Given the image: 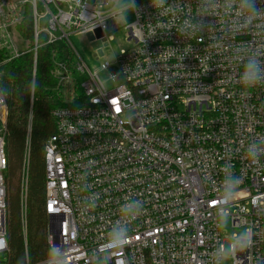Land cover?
<instances>
[{
	"label": "built area",
	"instance_id": "1",
	"mask_svg": "<svg viewBox=\"0 0 264 264\" xmlns=\"http://www.w3.org/2000/svg\"><path fill=\"white\" fill-rule=\"evenodd\" d=\"M25 2L34 42L20 52L11 29L17 31ZM137 4L123 26L130 46L100 64L107 75L102 79L70 37L86 34L100 57L113 0H0V53H9L0 65L51 46L61 54L52 70L59 85L74 102L77 88L82 95L79 104L50 112L55 132L44 145L48 256L25 264H221L225 217L244 228L230 242L232 264H264V154L255 161L248 154L252 144L264 148V84L242 94L237 54L244 43L249 51L264 46V26L238 33L240 13L232 14L224 0ZM200 24L202 30L192 31ZM0 96L1 254L9 253L1 86ZM28 156L27 148L23 200ZM229 178L239 183L222 203ZM132 204L139 207L129 216L122 209ZM22 210L25 232L24 204ZM121 227L127 239L113 247Z\"/></svg>",
	"mask_w": 264,
	"mask_h": 264
},
{
	"label": "trees",
	"instance_id": "2",
	"mask_svg": "<svg viewBox=\"0 0 264 264\" xmlns=\"http://www.w3.org/2000/svg\"><path fill=\"white\" fill-rule=\"evenodd\" d=\"M22 18L16 29L20 36L33 41L32 10L29 2L22 5ZM45 35L41 34L38 43ZM33 46V45H32ZM9 53H0L1 59ZM61 58L60 51L44 45L6 60L0 65V86L7 104L6 134L4 150L6 168L7 242L9 246L7 264L35 263L48 256V221L44 211V145L55 132L51 110L56 107L75 105L70 100L71 92L59 85L53 73L54 60ZM75 75L74 73H72ZM77 80L81 77L76 76ZM31 84L35 87H30ZM28 148V180L26 195L21 193V173L25 150ZM24 204L25 233L22 228Z\"/></svg>",
	"mask_w": 264,
	"mask_h": 264
},
{
	"label": "clouds",
	"instance_id": "3",
	"mask_svg": "<svg viewBox=\"0 0 264 264\" xmlns=\"http://www.w3.org/2000/svg\"><path fill=\"white\" fill-rule=\"evenodd\" d=\"M164 3L165 0H151V6L153 8L163 6ZM224 5L225 7H229L232 14L237 11L240 13V16L236 17L238 33L244 31L246 28H252L255 24L264 26V0H260V3L257 0H224ZM138 8L137 0H113L109 15L114 23L127 25L129 23V14L136 13ZM203 27V24L191 25L192 31L202 30ZM185 34L190 35L187 32ZM237 54L242 57L241 64L243 69L239 73V83L245 89V92L242 94H247V90L259 84H264V46L260 48L254 47L249 51L247 44L244 43L238 46ZM30 87H35V85L30 82ZM0 99H3V97L0 96ZM71 131H75V128L71 129ZM248 154L255 161L260 155L264 154V148L252 144L248 148ZM238 183L239 181L236 178H229L226 181L225 196L221 200L222 203H227L234 195ZM138 207L137 204H132L125 206L122 211L130 216ZM125 239H127V229L123 227L118 228L115 232V242L112 246L116 247L119 242ZM244 246H247V242H245ZM59 251L60 249L57 246V252ZM231 251L234 253L236 249L233 247ZM221 255L223 259H228L226 254L221 253Z\"/></svg>",
	"mask_w": 264,
	"mask_h": 264
},
{
	"label": "rangeland",
	"instance_id": "4",
	"mask_svg": "<svg viewBox=\"0 0 264 264\" xmlns=\"http://www.w3.org/2000/svg\"><path fill=\"white\" fill-rule=\"evenodd\" d=\"M17 9V8H16ZM131 13L129 14L128 20L130 19ZM114 22L109 23V28L107 30V44L102 46V55L98 58L94 56L96 45L91 43L89 37L86 34L71 35L70 40L72 46L78 52L81 59L86 63V65L91 70H98V74L102 79H106L107 75L100 71V64L105 61L112 62L114 57L120 53L121 50L130 46V42L126 39V30L123 27L124 24H118L117 27L113 28ZM12 37H14L17 43L18 51H27L31 48L33 41L29 43L27 40L23 39L17 31L11 29ZM112 83L107 81V86H111ZM23 233L24 230H23ZM221 233L224 245V254L228 256L225 260L222 258L221 264H232L230 258V242L237 236L244 234V228L232 227L230 225L229 219L227 217L221 219ZM8 253L0 254V264H7Z\"/></svg>",
	"mask_w": 264,
	"mask_h": 264
},
{
	"label": "snow or ice",
	"instance_id": "5",
	"mask_svg": "<svg viewBox=\"0 0 264 264\" xmlns=\"http://www.w3.org/2000/svg\"><path fill=\"white\" fill-rule=\"evenodd\" d=\"M0 247H3V242L2 241H0Z\"/></svg>",
	"mask_w": 264,
	"mask_h": 264
}]
</instances>
